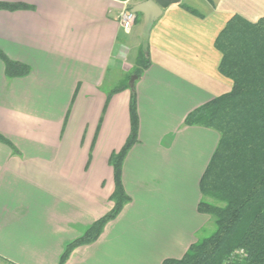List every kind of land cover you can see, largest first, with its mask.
<instances>
[{
  "label": "crops",
  "instance_id": "1",
  "mask_svg": "<svg viewBox=\"0 0 264 264\" xmlns=\"http://www.w3.org/2000/svg\"><path fill=\"white\" fill-rule=\"evenodd\" d=\"M122 1L0 0L23 6L0 10V51L30 70L8 78L0 59V264H59L113 210L111 158L130 136L134 92L139 140L122 176L130 202L66 264H162L204 228L200 181L220 136L185 121L230 91L216 39L234 16L264 19V0L171 6L151 28L141 77L145 16L126 33Z\"/></svg>",
  "mask_w": 264,
  "mask_h": 264
},
{
  "label": "trees",
  "instance_id": "2",
  "mask_svg": "<svg viewBox=\"0 0 264 264\" xmlns=\"http://www.w3.org/2000/svg\"><path fill=\"white\" fill-rule=\"evenodd\" d=\"M20 8L23 6L0 4V10ZM215 47L222 56L219 72L232 87L191 112L185 123L215 130L220 136L200 181L202 195L212 202L202 200L198 207L199 212L214 218L216 230L195 242L182 258L166 259L162 264H264V19L252 23L234 16L217 37ZM0 59L8 78L30 72L1 51ZM149 66L150 58L141 53L135 74L141 77ZM130 113V136L111 158L116 182L114 208L68 245L59 264H66L76 248L96 242L130 202L122 176L124 161L139 140L135 92ZM0 140L5 141L2 136Z\"/></svg>",
  "mask_w": 264,
  "mask_h": 264
},
{
  "label": "water",
  "instance_id": "3",
  "mask_svg": "<svg viewBox=\"0 0 264 264\" xmlns=\"http://www.w3.org/2000/svg\"><path fill=\"white\" fill-rule=\"evenodd\" d=\"M181 2L182 0H148L135 7L134 13H142L145 16L143 34V51L145 54H148L150 31L154 23L162 16L165 10ZM135 79H137V76L132 78L131 84L134 83Z\"/></svg>",
  "mask_w": 264,
  "mask_h": 264
},
{
  "label": "rangeland",
  "instance_id": "4",
  "mask_svg": "<svg viewBox=\"0 0 264 264\" xmlns=\"http://www.w3.org/2000/svg\"><path fill=\"white\" fill-rule=\"evenodd\" d=\"M142 53L145 54L143 51V48H142ZM145 55L148 56V54H145ZM200 192H201V190H200ZM202 200H205V201L210 202V203L212 202V200H210L209 198H205L203 195H202ZM199 213L203 216V218H200V220L198 219V221H196V223L198 225H202V227H204V228H202L201 232L198 234L197 241L212 235L216 230L214 218L212 216H210L209 214H204L201 212H199Z\"/></svg>",
  "mask_w": 264,
  "mask_h": 264
},
{
  "label": "built area",
  "instance_id": "5",
  "mask_svg": "<svg viewBox=\"0 0 264 264\" xmlns=\"http://www.w3.org/2000/svg\"><path fill=\"white\" fill-rule=\"evenodd\" d=\"M133 0H123L122 3V10L119 15V21L126 33H131L135 22H136V13L130 11L128 5Z\"/></svg>",
  "mask_w": 264,
  "mask_h": 264
}]
</instances>
